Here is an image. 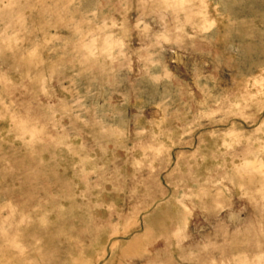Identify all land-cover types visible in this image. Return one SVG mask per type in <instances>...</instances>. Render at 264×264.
I'll return each instance as SVG.
<instances>
[{
  "label": "rangeland",
  "instance_id": "374dc122",
  "mask_svg": "<svg viewBox=\"0 0 264 264\" xmlns=\"http://www.w3.org/2000/svg\"><path fill=\"white\" fill-rule=\"evenodd\" d=\"M0 264H264V0H0Z\"/></svg>",
  "mask_w": 264,
  "mask_h": 264
}]
</instances>
